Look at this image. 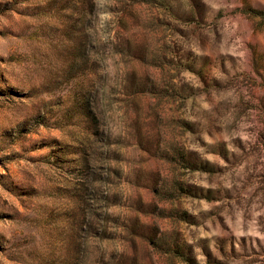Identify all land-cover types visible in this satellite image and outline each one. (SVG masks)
<instances>
[{"label":"rangeland","instance_id":"374dc122","mask_svg":"<svg viewBox=\"0 0 264 264\" xmlns=\"http://www.w3.org/2000/svg\"><path fill=\"white\" fill-rule=\"evenodd\" d=\"M0 264H264V0H0Z\"/></svg>","mask_w":264,"mask_h":264}]
</instances>
